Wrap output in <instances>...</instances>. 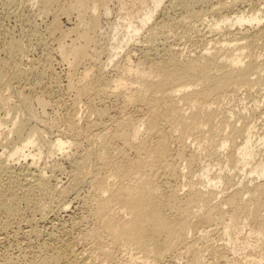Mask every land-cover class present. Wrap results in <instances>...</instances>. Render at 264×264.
Here are the masks:
<instances>
[{"label":"bare ground","instance_id":"bare-ground-1","mask_svg":"<svg viewBox=\"0 0 264 264\" xmlns=\"http://www.w3.org/2000/svg\"><path fill=\"white\" fill-rule=\"evenodd\" d=\"M30 1L46 16L59 12L47 33L57 43L61 62L69 66V88L87 98L86 116H95V120L87 117L88 123L82 126L81 99L76 97L73 107L66 108L64 133L51 137L53 126H40L32 105L37 102L45 110L50 101L38 92L36 96L25 93L27 86L36 93L50 71L33 67L26 71L23 67L38 30L34 25L28 30V44L12 35L3 40L7 57L0 58V146L5 149L0 154V264H83L86 260L89 264H114L120 261L119 255L142 261L140 264H159L169 256L179 260L183 254L190 255L187 264H211L206 253L225 257L223 246L232 258L239 257L233 264H264V121L259 124L264 116V94L261 100L251 99L255 88L264 91V48L259 56L251 52L252 46L263 42L261 5L254 0H233L218 3L204 14L215 18L210 32L225 30L224 39L208 40L204 51L195 57L170 46L162 50L165 54L160 60L153 61L152 52L158 48L150 47L137 65L129 60L123 64V72L114 79L91 66L79 82L75 81L78 67L91 58L90 50H96L101 17L112 14L110 4L115 0ZM117 1L121 11L111 26L106 68L145 29L151 43L163 27L162 23L151 24L165 0H133L129 11L124 9V0ZM246 1L250 10H237ZM14 2L7 1L9 5ZM210 2L214 0H171L170 6L186 8ZM190 13L201 18L200 12ZM72 14L79 22L71 30L77 39L75 36L68 44L71 32L62 30L58 17ZM234 28L241 38L227 39ZM94 57L98 60L99 54ZM82 82H87L84 87L79 86ZM244 88L248 94L236 99ZM111 97L121 99L124 109L145 106L146 116L140 120L136 113H126V118L118 119L109 107L101 105ZM248 100L253 101L250 107ZM224 102L231 104L228 109L221 108ZM106 120L112 121L110 131L103 128ZM57 154L71 162L73 188L84 186L89 178V196L81 202L93 224L79 238H59V246H55L57 233L69 236L73 228L62 222L50 223L45 229L47 211L56 199L63 214L79 200L69 197L75 189H60L52 183L45 172L48 162L46 167L40 166L42 160ZM206 157L208 161H204ZM58 164L51 169L55 174L62 171ZM195 173L197 182L191 179ZM212 227H222L217 238ZM198 234L202 245L196 240ZM10 239L15 245H9ZM216 239L223 242V249L217 248L220 251L203 244Z\"/></svg>","mask_w":264,"mask_h":264},{"label":"rangeland","instance_id":"rangeland-1","mask_svg":"<svg viewBox=\"0 0 264 264\" xmlns=\"http://www.w3.org/2000/svg\"><path fill=\"white\" fill-rule=\"evenodd\" d=\"M7 1L8 0H0V58L5 59L7 57V54L3 50V46H4V42H5L3 40H6L10 35H12V36L18 38L19 40L23 41L25 44H28L29 43V40L27 37L29 34L28 30L33 29L32 26L34 25V28L38 30V38L39 39L37 38L38 40L34 39L32 42H30V44L32 43L31 44L32 48H31L30 54L26 57V59H24V66H23L24 70L27 71L33 67V68H36L37 71H43L44 73L47 70H50V71L46 72V74H48V75L45 74V76H47V77L46 78L44 77L45 79H43L46 82H44V84L41 86V88H38L36 90V93H32V90L30 91V87H28V86H27V89H25V93H26V95L29 94L32 96L33 95L36 96L37 92H38V95L43 94L42 96L47 97V99L50 101V104L45 110L40 108L37 105V102L34 101L35 103L32 104L34 113H35L36 117H38V119H39L38 122H39L40 126H42V127H46L47 125H49V127L53 126V128H51V131H50L51 137L62 135L65 131V123H64L63 119H64V115L66 113V110L71 108V106L73 107V105L75 104L74 100L75 99L77 100L76 97H79V95L76 94L77 92L75 90L72 89L73 90L72 91L69 88L70 84L68 82L69 79L67 78L69 76L68 75L69 74V71H68L69 66H68V64L61 62V60L58 56L57 50H56L57 43L55 41L53 42V39L51 40V38L49 37V35L47 33V26L50 25L52 23V21H54V17H55L54 15H58L59 12L56 11L55 13L53 12L52 14L46 16L44 14H41V12H39V9H38L39 5L34 4L30 0H14L16 3L14 2L13 4H10V5L7 3ZM67 1L71 2V0H67ZM170 1L171 0H165L164 5L160 9V12L156 15L154 22L151 24V25H154V23L155 24L156 23H159V24L162 23L161 26H163L162 28H159V30L156 32L157 33L155 35L156 37H152L154 39L156 38L155 40H152V42L154 41V43H152V42L149 43V40L147 39V37L149 38L148 29H145L138 37H136V39L133 43H131L127 48H125L124 52L122 53V55H120L118 57V59L115 61V63L110 65L108 68H106L105 67V66H107L106 62L108 61V59H107L108 54H107L106 50L109 46V43L112 42L111 39H112V34H113V31L111 30V26L116 21L117 15H119V13L121 11L120 10L121 9L120 2H118L117 0L112 1L110 4V7L112 9V14H110L109 16H102L101 17V28L99 29V35L97 38L98 44L95 47V49L98 51V53L95 52L96 50L95 51L94 50L89 51V56L92 55L94 57L96 54H99V59L96 60L94 57V60H93L92 56H91V58L90 57L85 58L84 63L78 67V71H77L76 76H75L78 78H75V81L78 79L77 81L80 82L85 71L87 69L94 67V66H95L94 68H96V69L97 68L103 69L104 74L106 73V75L109 78L114 79L115 76L116 77L118 76L119 72L120 73L123 72L122 71L123 70L122 68L124 67L123 64L126 65L128 60H129V62H128L129 64L131 63V65H134V66L137 65L140 61L143 60L142 58L145 56L144 55L145 51L147 49H150V47H151V49H154V48L157 49L158 48V50H157L158 53L155 51L152 52V56L150 59V60L154 59L155 61H158L164 56L163 55V54H165V52L163 53L164 49L168 48V47L170 48V46H172V48H174V49H177V50L179 49L180 51H183L184 55H187V56L191 55V56L195 57L196 55H199V52L201 53L204 51L203 48H205V46H207L208 40L214 39V41L221 42L222 39H224L225 30L222 31L221 33H211L210 32L213 28L215 18L210 19L209 17H206V15L204 16V14H206L209 11H212L213 8H217L219 5L218 3H223V2H229L230 3L233 0H216V1L214 0V2H212L213 4L211 2H210V4L209 3H201V4L198 3L199 5L198 4L189 5L190 7L189 6L186 7L187 9L182 4H177V6L174 4L171 7ZM172 1H174V0H172ZM235 1H238V0H235ZM124 2L126 4V6L124 7L125 11H129L133 8V6H134L133 0H124ZM254 4L261 5L260 7L264 9V0H254ZM179 5L182 6V8ZM249 5H250V3L247 2V4H244V5H242L240 7H236V8H237V10H241V9L245 8V10L248 11V10H250ZM192 8L194 10H192ZM187 10L193 11V12L194 11L200 12L201 18L195 19L194 17H192L191 13H190V15L187 14L189 11L187 13L184 12ZM125 13L126 12H123V16L125 15ZM76 17H77L76 14H72L71 16L62 15V16L58 17L62 30L67 32V33H70L71 30L76 28L75 26L78 27V24H77L78 20ZM177 22H178V24H177ZM262 25H263V27H262ZM262 25L260 27H261L262 31L264 32V30H263L264 29V23ZM210 26H211V29H210ZM236 30H237V28H234L232 30V35H230L229 37H226V38L227 39L237 38L239 40V38H241L239 36H241V35H239V32H237L238 30L237 31ZM68 36H70L67 39L68 44H71L72 40L77 39V34H74L73 32H71ZM75 36H76V39H75ZM234 36H235V38H234ZM157 40H159V41H157ZM262 40H263V42L259 41V42H257L258 44L256 43L257 46H252L253 48H252L251 52L254 53L255 56H259L263 52L264 37ZM243 42L241 41L239 43H243ZM162 47H163V49H162ZM246 52H247V50H246ZM128 53L129 54L131 53V56ZM153 53H154V55L155 54L156 55L154 56ZM128 56H130L129 59H128ZM47 57H50V60ZM46 58H47V61H46ZM49 61L51 64L47 63ZM246 61L248 62L249 59ZM48 64H49V66L50 65L52 66V67L50 66L52 68V70H51V68L46 69V68H49ZM44 65L45 66L47 65V67H45ZM38 67H39V69H38ZM120 67H122V68H120ZM49 73H51V74H49ZM30 81H33V79H31V77H30ZM83 83L86 84L87 82H82L81 84L83 86L79 85V83H78V85L80 87H84L85 84H83ZM16 86H17V88H16ZM16 86H15V88L18 89L19 86L18 85H16ZM43 89H45V90H43ZM248 91L249 90L247 88L241 89L240 92L238 93V96L236 97V99L238 97L244 98V96L246 94H248ZM48 94H49V96H48ZM263 94H264V91H261L260 89L258 90V88H255L253 91H251V95H252L251 99L261 100ZM82 97L83 98L79 97L81 99V100H79L80 105L78 104L79 105L78 108L80 111L79 117L81 116L80 118L83 119V120L81 119L82 126H84V125L86 126V124L88 123L89 120L90 121L91 120L93 121V119L95 120V118H93L95 116H92V117L90 115L86 116V114L88 115V112H86L87 111L86 106H87L88 100L84 96H82ZM82 99H84V100L82 101ZM106 100L107 101H104L103 104H101V105H103V107H105V106L109 107L108 109L111 110L110 111L111 115H113V116L115 115L118 119H121V117L126 118L127 114L129 116L130 114H133V113L134 114L136 113L137 115L136 114L135 115L137 117H140L141 118V119L139 118L140 120H142V118L144 119V116H146L145 115L146 112L144 110V109H146V107L143 105H141V106L140 105L138 106V104L130 105V106H126L128 108L124 109L123 106H125V105L121 99H118L117 97H113V98L111 97L109 99L106 98ZM80 101H82V102H80ZM248 102L249 103L247 105L250 107L253 104V101L248 100ZM85 103H86V105H85ZM232 103L235 104L234 102H232ZM230 105L231 104H229L228 102H224L221 105V108L224 107V110H225V109H228L230 107ZM138 107H139V109H138ZM122 108L124 110V113L122 112ZM127 110H129V111H127ZM141 110L144 112H140ZM139 113L141 114L140 116H139ZM87 117H88V119L90 117V119L88 120ZM86 119H87V121H86ZM42 121L45 122V124L44 123L42 124ZM259 121H260L259 124H263L262 122L264 121V116H261ZM111 122L112 121L106 120L105 121L106 124L103 123V126H104L103 128H107L109 130L110 125L112 126ZM46 123H47V125H46ZM52 123H53V125H52ZM108 123H111V124H108ZM108 125H109V127H108ZM49 127H48V129H49ZM118 144L116 147L120 148L121 145L119 144L120 146H118ZM3 151H5V149H2L0 146V154ZM127 153L129 154V152H127ZM115 155H117V154H115ZM130 157H132V155ZM66 159H64L62 155L57 154V156L55 155V157L45 158L40 163V166L43 167V166H45V163L48 162V163H46L48 166L47 165H46L47 167L45 166L46 167L45 172L47 173V176L52 179L53 184H56L60 189L67 187V186L71 187V190L75 189L77 194L75 191H72L69 193L70 194L69 197H70V199H72V198H75L77 196L78 200H79L75 204H73V205L71 204L68 208L69 211L67 213L63 214L62 212L59 211L61 209V206H60L61 203L58 202L59 201L58 199H56L57 202L55 200L54 206H52L50 208V210L47 211V213L49 212L47 214L48 215L47 221L49 224L48 223H46L45 225L43 224L45 229L49 228V226L51 225L50 223L60 224L62 222L63 223L65 222L66 226H68V228L70 230H71V228H73L71 230L72 233L69 236L65 235L66 234L65 232L57 233V240L55 241V243H56L55 246H59L60 240H62L63 238L70 239V237H72V236H73L72 238L81 237L84 230H87L88 228H90L93 225L92 222L88 218L89 217V215H88L89 211H88V209H86L87 207H85V205L81 202V200L83 198L86 199L89 196V192H90L89 189L90 188L88 187L89 183H87L89 178L87 177L86 178L87 181L85 180L86 182H84L85 184H87V186H85V184H84V186H82L83 184H81V186H77L78 188L80 187V189H78L77 187L73 188L72 186H76L75 180H74L75 178L73 177L74 175H72L73 174L71 171L72 166H70L71 162H70V160L68 161V159L67 160ZM53 160H54V162H53ZM208 160L209 159L207 157L204 158V161H208ZM56 161L59 164L56 163ZM53 164H58L60 166V168L62 167V171L56 172V174L53 173L51 170V169H53L52 167L55 166ZM197 169H198V166H195L194 171H196ZM194 171H193V173H194ZM196 175H197V173H195V175L193 177H191V179L194 182H197L199 180L196 177ZM161 180L164 181L165 179L164 180L161 179ZM79 190H80V192H79ZM184 190L187 191L188 188L186 187ZM86 194H87V196H86ZM180 194H183V191L180 192ZM72 218L74 220H72ZM82 219H86V220L84 221ZM88 221H89V223H88ZM81 222H83V223H81ZM85 224H87V225H85ZM221 228L222 227H219V228L218 227L217 228L212 227L210 229V230H213L212 235L214 234L213 236L215 238H217L219 236L218 233L221 232V230H222ZM214 230H216V231H214ZM216 233L218 234V236H216L217 235ZM213 236H212V238L215 239ZM45 237H46V235H45ZM196 237H197L196 240H199L200 235L198 234ZM59 238H60V240H59ZM12 240L13 239H10L9 240L10 242L8 241V243H10L9 245H15L14 240L13 241ZM193 240H194V238H193ZM206 241L207 240L203 241V244L205 246H207V247L212 246L216 250H218L217 248H219L221 250V248L223 246V242H221L219 239L218 240L216 239L215 240L216 242L212 241V244H210L211 241H209V242L208 241L206 242ZM200 242H202V241L199 240V243ZM82 246H84V245L82 244ZM88 248L90 249V246L85 245V249L88 250ZM223 248L225 249V251ZM223 248H222L223 250L221 251V253L223 252V255L225 256L227 254V256H225V257L220 256L219 257V256H213V255L206 253L207 255H205V256H206V259H208L207 261L208 262L210 261L209 263H211V264H230V263L233 264L232 262L233 261L235 262L236 258L238 260L239 257L234 256V258H232L233 257L232 254L230 252L228 254L226 252L228 250L224 246H223ZM220 250H218V251H220ZM228 256L233 260H231ZM169 257H168V259L166 258L165 260H163L164 262L162 261V263L165 264V262L167 260L168 263H166V264H175V263L176 264H187L189 262L188 258H190V255L183 254V255L179 256V258H180L179 260L173 259L172 257L169 258ZM226 257H227V259H226ZM119 258H120V261L115 262L114 264H140L142 262L139 260L133 261L130 259L129 256H125V255H123V256L119 255ZM222 258H224V259H222ZM229 259L231 260L230 262H229ZM240 259H239V262H240ZM169 260H175V261H169ZM226 260H228V261H226ZM227 262H229V263H227ZM89 263L90 262L86 260V261H84L83 264H89ZM98 263H100V262H98ZM162 263L160 262L159 264H162ZM244 263L242 261L238 264H244ZM104 264H107V263H104Z\"/></svg>","mask_w":264,"mask_h":264}]
</instances>
